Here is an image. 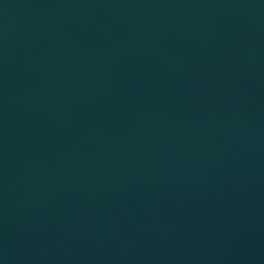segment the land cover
Listing matches in <instances>:
<instances>
[{
	"label": "water",
	"instance_id": "95a60500",
	"mask_svg": "<svg viewBox=\"0 0 264 264\" xmlns=\"http://www.w3.org/2000/svg\"><path fill=\"white\" fill-rule=\"evenodd\" d=\"M0 264H264V0H0Z\"/></svg>",
	"mask_w": 264,
	"mask_h": 264
}]
</instances>
